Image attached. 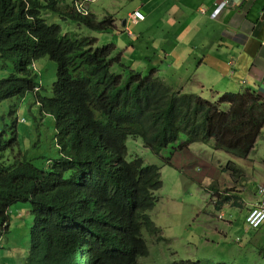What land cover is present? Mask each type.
Segmentation results:
<instances>
[{
	"label": "trees",
	"instance_id": "trees-1",
	"mask_svg": "<svg viewBox=\"0 0 264 264\" xmlns=\"http://www.w3.org/2000/svg\"><path fill=\"white\" fill-rule=\"evenodd\" d=\"M58 4L33 2L39 41L21 50L29 57L50 56L59 65L54 96L43 99V110L56 119L60 156L47 169L0 166V226L17 202L32 199L37 209L58 205L65 212L54 221L53 239L45 242L52 253L45 264H144L150 255L147 237L159 230L150 213L163 182L157 166H145L140 158L127 162L128 138L141 139L170 167L187 146L213 145L229 155L232 175L239 177L243 171L236 163L251 156L264 130V97L247 90L211 102L173 88L157 69L145 76L127 66L115 71L121 56L114 46L99 48L96 39L62 35L39 19V7L57 11ZM70 18L91 31L114 28L112 18L104 23L94 15L71 13ZM35 86L34 79L21 80L0 100L23 96ZM73 191L84 201L70 199ZM236 196L228 195L218 208L229 202L238 207ZM65 223L75 229H65ZM249 230L250 236L258 232ZM79 243L83 250L73 255Z\"/></svg>",
	"mask_w": 264,
	"mask_h": 264
},
{
	"label": "rangeland",
	"instance_id": "rangeland-1",
	"mask_svg": "<svg viewBox=\"0 0 264 264\" xmlns=\"http://www.w3.org/2000/svg\"><path fill=\"white\" fill-rule=\"evenodd\" d=\"M143 2L120 0L119 7L112 4L111 0H97L90 8L104 23L112 16H126ZM109 11V19L102 18ZM49 22L61 25L64 33L71 31L82 38L97 39L99 48L116 46L115 54L121 57L115 71L121 72L122 67L127 66L148 75L150 70L157 69L158 75L170 85H175L187 94H196L191 88L194 87V79L201 75L188 77L183 89V85H178L181 79L173 77L177 70L172 59L161 52L162 48H157L152 42L148 44L144 35L130 36L121 24L105 32L91 31L73 22L66 23L56 14ZM148 27L149 23L145 21L131 26V30L137 36L139 29L147 31ZM35 66L43 88L41 95L51 96L57 82V64L45 57L37 60ZM13 71L14 61L0 58V80L9 77ZM179 72L182 74L183 68ZM181 77H184L183 74ZM221 96L216 93L213 97V93H210L203 99L217 102ZM56 135L54 119L42 115L34 93L0 103V161L6 165L28 160L39 168L47 167L49 161L60 156ZM181 142L185 143V139ZM212 146L189 145L183 152L176 154L174 167H170L145 149L141 139L130 137L127 140V159L131 161L140 157L147 166L159 167L163 181L162 189L156 193V207L150 213L159 230L158 234L147 237L150 255L142 260L144 264H172L174 261L188 260L196 264H264V229L249 238L251 234L244 218L257 201L258 187L264 185V130L251 156L236 163L243 171L239 177L232 175L229 155ZM165 155L168 156L169 151ZM228 195L239 196L235 199L239 207L231 205V212L227 210L225 218L219 219L222 208L219 210L218 204ZM10 212V230L0 234V264H22V257L29 248L33 216L29 203H17ZM226 220L231 223L223 222ZM241 238L247 239L246 243L252 249L242 248L241 243L237 242ZM14 239H17V245H12Z\"/></svg>",
	"mask_w": 264,
	"mask_h": 264
},
{
	"label": "crops",
	"instance_id": "crops-1",
	"mask_svg": "<svg viewBox=\"0 0 264 264\" xmlns=\"http://www.w3.org/2000/svg\"><path fill=\"white\" fill-rule=\"evenodd\" d=\"M119 1L111 0L120 7ZM143 1L136 10L145 12L147 31L142 28L134 35L131 26L138 24L129 18L134 11L122 18L116 17L115 28L121 24L130 36L144 35L148 44L152 42L162 48L161 52L176 66L177 74L173 77L181 79L179 86L185 89L188 77L201 75L194 79L191 91L203 98L210 93L214 97L216 93L247 90L264 97V0H231L216 19L212 15L223 0ZM67 4H71L69 0L61 2V5ZM110 12L102 18L111 15ZM181 68L186 79L181 77ZM229 208L230 205L223 207L230 213L233 208ZM247 239L241 238L242 246Z\"/></svg>",
	"mask_w": 264,
	"mask_h": 264
},
{
	"label": "clouds",
	"instance_id": "clouds-1",
	"mask_svg": "<svg viewBox=\"0 0 264 264\" xmlns=\"http://www.w3.org/2000/svg\"><path fill=\"white\" fill-rule=\"evenodd\" d=\"M34 1L35 0H0V58L4 61H14V71L9 75V77L0 80V97L1 96L2 97L7 96L10 93V90L13 88V86L16 85L21 80H29L31 82V80L34 79L36 82V86L32 90L27 91L23 96H14L11 98L3 99V100H0V103L2 101L8 100V99L24 98V97H26V95L28 93H34L36 95L37 104L40 107V111H41L42 115L50 116L54 119L55 127H56V130L58 133V128H57L55 117L43 110V99H50L54 96V88L58 82L59 65L50 56L29 57L21 50V49L27 47L29 44L37 43L39 41V36L37 35V33L33 32V29L37 25L36 24L37 20L34 21V18L31 16L32 14H34V11H33L34 10L33 9V2ZM58 1H59V4H58L59 6L57 7L58 8L57 11H55L54 9L49 8V7H44V8L39 7L38 12L40 11L39 12L40 13L39 19L42 20V22H44L49 27H54V26L57 27L58 29H60V33L62 35L72 34V33H70L71 31H69L68 33H64L65 31L62 29L61 25H59L57 23L51 24L49 21L53 17V14L58 15L60 17V19H62L66 23L73 22V23L77 24L78 26H80L81 28H86V27H83L80 24L72 21L70 18L71 13L76 14V15H80L82 17H89V16L94 15L98 22L101 21L97 17L98 15L96 16V13L94 11H92L90 8L91 7L90 5L92 4L91 0L90 1L89 0H69V2L71 4H67V5H61V2H63V1H60V0H58ZM230 1L231 0H229L228 3L226 4V6L221 9L222 4L225 2V0H223L220 7H218V9L213 13L212 17L214 19H216L219 16V14L229 6ZM39 2L42 5H46L47 0H39ZM13 5H15L16 7H11ZM136 11L143 12L144 20L138 19V20L134 21L133 15ZM136 11H134L133 13L130 14V16H129L130 21L133 22L134 24H139V23L146 21L145 12L143 10H140V9H138ZM110 16L111 15L103 17V18L109 19ZM111 18L113 19V23H114L113 27L115 28L116 18L113 16ZM125 22L127 23V20ZM125 30L129 33V30L126 29V27H125ZM74 34L76 35V33H74ZM88 38H90V37H88ZM96 44H97V39H96ZM111 46H114V45H111ZM114 47L116 48V46H114ZM115 52H116V49H115ZM45 57L50 58L58 66L57 82L54 84L51 96H42L41 95L43 88L41 87L40 82L38 81V75L36 74L35 62L37 60L45 58ZM138 73H140V72H138ZM142 75H144V74H142ZM165 82H167V81H165ZM167 84H169V83L167 82ZM170 86L177 89L175 87V85H173V84H171ZM0 142H1V140H0ZM56 143H57V135H56ZM57 146H58V144H57ZM126 146H127V143H126ZM58 148H59V146H58ZM59 154H60V148H59ZM127 154H128V149H127ZM58 158L59 157L49 161L48 166L43 167V168H39L33 162L28 161V160L23 161V162L18 163V164H13V165H6L4 162L0 161V166H7V167H13L15 169H20V168H23V167L29 165V166H32L33 168L36 167L38 169H47L49 167L54 166L56 164V162L58 161L57 160ZM138 158H140V157H135L133 160L130 161L126 157L127 162H132ZM140 159H142V158H140ZM174 159H175V157H174ZM144 164H145V161H144ZM145 166H147V165L145 164ZM263 186L264 185L258 187L257 201H256L255 205H253L249 209L247 215L244 216L246 226L249 229L254 230V231H260L261 229H264V224L258 229L250 228L247 224V217L249 215V212L254 207L257 206L258 200H259V190ZM67 196L70 199H74L75 197H77V198H79L78 200L84 201V198L82 196H80V194L77 191H73L72 193L68 194ZM155 196H156V194H155ZM17 203H29L30 213L33 216V225L31 227V232H30L29 248H28L27 253L23 257L20 256V257H22V260H24V262L22 264H45V263H48L51 259L52 253L46 247L45 242L47 239L49 241H51L53 239L52 235L50 234V232L52 231V226L54 224L56 217L60 213L65 212L64 209L61 206L53 205V204H50L49 206H46L44 208L37 209L34 207V205L32 203V199H31V201L17 202ZM226 204L230 205V207H231V205H232V207H235V208L239 207V206L237 207L232 202L222 204L219 208V210L222 208V210L218 214L219 219H224L226 216L227 209H223V207ZM14 205H12V206H14ZM11 208H10V210H11ZM10 210H9L10 219L7 222H5L3 225L0 226V234L1 235L6 234L10 230V226H11L10 225V221H11ZM227 221L228 220L223 221V222H227ZM64 228L73 230V229H75V226L72 223H65ZM11 242H12V245L18 244L17 239L12 240ZM237 242L241 243V245H242L241 239H238ZM242 248L252 249L251 246H249L247 243H245V245L242 246ZM78 249L83 250L81 243L75 245L73 255H76V253L78 252ZM254 254L257 255L255 251H254Z\"/></svg>",
	"mask_w": 264,
	"mask_h": 264
},
{
	"label": "built area",
	"instance_id": "built-area-1",
	"mask_svg": "<svg viewBox=\"0 0 264 264\" xmlns=\"http://www.w3.org/2000/svg\"><path fill=\"white\" fill-rule=\"evenodd\" d=\"M229 0H225L221 9L226 6ZM135 20H144V14L141 11H136L133 15ZM247 224L250 228L258 229L264 224V186L259 190V200L256 207H254L247 217Z\"/></svg>",
	"mask_w": 264,
	"mask_h": 264
},
{
	"label": "water",
	"instance_id": "water-1",
	"mask_svg": "<svg viewBox=\"0 0 264 264\" xmlns=\"http://www.w3.org/2000/svg\"><path fill=\"white\" fill-rule=\"evenodd\" d=\"M124 24H126V22H124Z\"/></svg>",
	"mask_w": 264,
	"mask_h": 264
}]
</instances>
